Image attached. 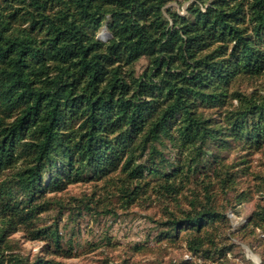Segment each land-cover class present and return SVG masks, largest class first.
Instances as JSON below:
<instances>
[{
    "label": "trees",
    "instance_id": "1",
    "mask_svg": "<svg viewBox=\"0 0 264 264\" xmlns=\"http://www.w3.org/2000/svg\"><path fill=\"white\" fill-rule=\"evenodd\" d=\"M132 209L144 242L80 238ZM243 244L264 264V0H0V264H253Z\"/></svg>",
    "mask_w": 264,
    "mask_h": 264
},
{
    "label": "rangeland",
    "instance_id": "2",
    "mask_svg": "<svg viewBox=\"0 0 264 264\" xmlns=\"http://www.w3.org/2000/svg\"><path fill=\"white\" fill-rule=\"evenodd\" d=\"M183 12V10H181ZM110 31L106 26H103L97 33V36L102 39H107L110 36ZM83 187L73 186L71 189L73 192L79 191ZM253 208L252 202H244L240 207V214L236 215L232 211H229L228 217L231 220L233 226L245 222ZM148 211H141L139 209H132L131 211L121 214L116 221L111 218L101 217L100 221L94 220L90 215H85L81 219L80 225V238L83 240L95 239L94 235L99 234L102 229H108L114 238L119 239L124 243H136L144 242L147 233L153 227L151 221L146 217ZM75 238H78V234ZM28 248L36 249V243L28 242L26 243ZM243 248L247 257L251 258L253 264H259L261 259L259 255L253 253L246 244H243ZM185 258L193 259L190 253L186 251H173L169 258ZM194 260V259H193ZM68 263L71 264H95L88 257H77L73 259H67Z\"/></svg>",
    "mask_w": 264,
    "mask_h": 264
},
{
    "label": "water",
    "instance_id": "3",
    "mask_svg": "<svg viewBox=\"0 0 264 264\" xmlns=\"http://www.w3.org/2000/svg\"><path fill=\"white\" fill-rule=\"evenodd\" d=\"M259 264H261V262Z\"/></svg>",
    "mask_w": 264,
    "mask_h": 264
}]
</instances>
